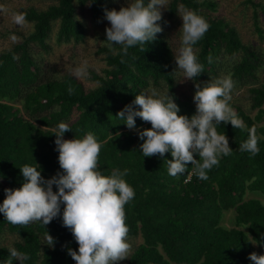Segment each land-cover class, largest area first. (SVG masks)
I'll return each mask as SVG.
<instances>
[{
  "label": "trees",
  "instance_id": "1",
  "mask_svg": "<svg viewBox=\"0 0 264 264\" xmlns=\"http://www.w3.org/2000/svg\"><path fill=\"white\" fill-rule=\"evenodd\" d=\"M49 1L51 4L44 10L17 11L27 14L32 31L0 52V203L5 198L4 189L21 186L23 178L19 169L24 164L40 165L45 179L60 171L52 130L64 122L70 125L72 132H66L63 139H82L92 132L103 142L99 167L105 175L114 168L130 170L125 179L135 190V197L125 206L128 236H140L142 242L122 264H252L248 256L254 252V241L248 235L258 241V245L264 244L261 238L264 205L256 198L245 199L247 192L264 196V79L259 81L257 77L264 66L261 54L242 43L235 27L212 13L214 3L170 1L169 17L183 6L195 10L210 24L195 46L204 72L191 81L193 95L194 84L203 85L219 77L222 68L236 83L254 85L248 89L249 110L256 111L254 116L232 101L231 105L249 127L256 126L261 137L259 154L250 157L239 150L240 144L248 138L247 131L221 124L218 131L226 134L232 155L221 159L219 167L213 168L205 181L192 174L191 168L185 175L174 178L167 171L166 160L171 159L170 153L163 159L159 156L144 158L139 151L143 141L138 139L135 130L126 128L124 120L116 118L117 112L136 95L152 88H164V93L169 90L180 108L178 115L195 114L193 98L180 97L176 92L175 54L164 36L165 16L162 14L160 22L162 33L144 46L143 51L139 45L130 48L124 57L125 63L120 62V55L106 48L103 75L92 73L97 85L87 90L69 75L45 78L37 59L39 52L35 54L34 50L50 51L47 41L56 23L57 44L82 42L86 30L78 19L77 8L87 9L97 21L104 15L108 0ZM246 2L264 12V5L253 0ZM256 17L257 11H254V29L263 39ZM14 55L17 59H13ZM70 86L74 89L71 94ZM15 102L20 103L21 108ZM135 123L138 129L151 127L139 118ZM229 210L234 211L233 227L221 224L224 213ZM45 231L56 241L53 248L45 244ZM3 234L15 237L10 248L30 255L23 264H75L67 249L77 250L78 245L59 217L45 228L40 224L19 227L5 221L0 214V239ZM8 256L9 247L0 246V264ZM13 264L20 262L14 260Z\"/></svg>",
  "mask_w": 264,
  "mask_h": 264
},
{
  "label": "clouds",
  "instance_id": "2",
  "mask_svg": "<svg viewBox=\"0 0 264 264\" xmlns=\"http://www.w3.org/2000/svg\"><path fill=\"white\" fill-rule=\"evenodd\" d=\"M168 3L169 0H125L126 6L118 11L105 9L104 19L110 25L104 29L106 39L103 42L92 40L105 44L114 55L121 56V63H125L124 57L130 48L139 45L143 51L144 46L162 33L160 22ZM8 11L0 5V12ZM179 17L182 21L180 47L174 56V71L183 74V81H195L204 72L195 46L203 39L210 24L195 10L183 6ZM11 18L20 27L28 23L24 12H11ZM11 39L17 37L13 35ZM13 59L17 57L14 55ZM74 75L87 79V65L75 68ZM194 87L195 114L191 117L178 115L180 108L169 90L161 94L152 88L136 95L130 104L117 112L116 118L124 120L127 129L136 131L138 139L143 141L139 151L144 158L159 156L163 159L170 153L171 159L166 160L169 176L178 178L191 168L192 174L205 181L209 178L208 173L219 167L221 159L233 153L226 134L218 131L221 124L247 131L248 138L240 144L239 150L250 157L259 154L261 137L256 126L249 127L231 105L235 81L230 73L209 79L203 85L196 83ZM68 91L71 94L74 89L70 86ZM136 118L151 127L138 129ZM52 131L60 171L45 179L40 165L24 164L19 169L23 178L21 186L4 189L0 214L5 221L19 227L40 224L45 228L59 217L78 245L77 250L67 249L75 264H121L132 250L125 212V206L135 197V190L125 179L130 170L114 168L109 175L100 170L103 142L94 133L88 132L82 139H63L66 132H72L70 125L64 122ZM248 237L254 241L252 244L259 243ZM261 238L264 239V235ZM44 240L49 248L56 243L47 231ZM29 259L28 253L12 247L2 264H13L14 260L23 264ZM248 259L252 264H264V255L256 252H252Z\"/></svg>",
  "mask_w": 264,
  "mask_h": 264
},
{
  "label": "rangeland",
  "instance_id": "3",
  "mask_svg": "<svg viewBox=\"0 0 264 264\" xmlns=\"http://www.w3.org/2000/svg\"><path fill=\"white\" fill-rule=\"evenodd\" d=\"M171 0H169L170 3ZM203 1V0H200ZM215 4V10L212 13L220 18H223L231 26L235 27L237 30L241 41L245 45L252 46L257 50L264 62V38L261 39L254 29V11H257L256 21L262 30L264 36V12L260 9H254L246 0H206ZM257 3L264 5V0H253ZM168 3V5H169ZM51 4L49 0H0V5H4L9 11L8 13L0 12V52L11 48L14 44L21 41L23 36L27 35L32 31V24L27 23L25 26L20 27L13 23L11 18V12H17L21 9L33 8L37 10H44ZM126 6L125 0H116L115 3L112 0H108L106 3V9H116L119 10L120 7ZM181 7H178L176 13L172 16H168V6L163 15L167 20V25L164 29L165 39L174 48V54L176 55L180 47V36L179 31L182 21L179 17ZM77 16L79 20L85 26V38L80 43L69 42L64 44H57L55 41V34L57 31V23L53 25L50 38L47 41L50 45V51L44 52L43 50H34L38 61L41 63L43 74L46 77L60 78L65 75L72 76L74 78V69L82 65H87L89 76L87 79H79L84 88L87 90L96 87L97 82L92 79V73L97 76L103 75V70L106 68L104 61L105 52L104 50L108 48L105 44L98 43L105 41L106 37L104 34V29L110 25L104 19V15L95 21L90 12L87 9L77 8ZM15 35L16 40H12L11 37ZM95 39V40H92ZM33 52V51H32ZM174 70L176 69V64L173 60ZM222 75H227L224 68L219 71V77ZM176 76V92L180 97L193 98V90L191 81H183V74L175 71ZM257 77L259 81L264 79V66L259 70ZM254 85H240L235 82V88L232 93V102L240 105L246 112L251 116H254L256 111L249 110V87ZM159 93L164 94V88H155ZM150 91V90H149ZM17 107L21 108V104L18 102L14 103ZM24 116L26 113L22 110ZM256 198L260 200L262 205H264V196L257 192H247L245 199ZM221 224L225 227L234 226V211H226L223 215ZM15 237L10 234H3L0 239V246H12ZM128 242L131 245V253L135 247L142 242L140 236L129 237ZM254 252L260 255H264V244L254 245ZM129 254V256L131 255ZM128 256V258H129ZM128 258L121 262H127Z\"/></svg>",
  "mask_w": 264,
  "mask_h": 264
}]
</instances>
